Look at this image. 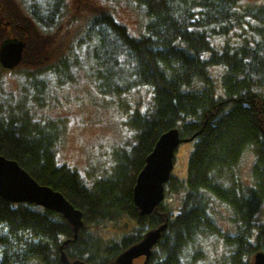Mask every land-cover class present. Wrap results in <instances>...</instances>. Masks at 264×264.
<instances>
[{
  "label": "trees",
  "instance_id": "16d2710c",
  "mask_svg": "<svg viewBox=\"0 0 264 264\" xmlns=\"http://www.w3.org/2000/svg\"><path fill=\"white\" fill-rule=\"evenodd\" d=\"M134 1L150 19L142 37H132L107 13L94 16L87 28L90 41L96 40L93 58L102 95L121 97L144 87L153 96L149 111H137L128 120L135 147L121 153L112 176L87 186L57 164L54 128L35 124L24 113L11 119L0 115V156L18 163L40 186L61 193L82 213L83 222L75 240L73 226L60 213L0 198V264H64L62 254L70 264H114L164 225L143 264H187L201 236L220 233L212 218L213 201L227 205L236 222V234L223 238L230 250L227 264H253L256 254H264V5ZM64 3L55 0L47 15L34 9L33 20L53 29ZM231 35L243 44L235 49L225 44L220 51L215 40ZM214 67L226 71L221 98L210 75ZM172 130L193 144L185 181L171 175L165 185V194L182 190L183 196L176 210L162 203L141 217L133 199L137 177L160 137ZM250 151L254 183L247 189L236 168ZM123 216L136 228L118 243H104L89 230Z\"/></svg>",
  "mask_w": 264,
  "mask_h": 264
},
{
  "label": "rangeland",
  "instance_id": "374dc122",
  "mask_svg": "<svg viewBox=\"0 0 264 264\" xmlns=\"http://www.w3.org/2000/svg\"><path fill=\"white\" fill-rule=\"evenodd\" d=\"M54 1L0 0V9L3 3H8L11 16L0 14V52L7 42L17 40L25 44L19 65L9 69L0 61V115L11 119L9 117L14 113H24L35 124L54 128L58 141L55 150L57 164L77 173L87 186L92 187L96 181L115 173L123 151V154L132 153L136 134L129 128L128 120L137 111H149L153 96L144 87L121 97L102 95L93 58L96 40L90 41L88 24L94 16L107 13L126 27L132 37L140 38L145 34L150 19L144 6L134 0H65L60 22L47 30L36 24L31 12L37 9L47 15ZM241 2L243 8L264 5V0ZM243 42L231 35L228 39L215 40V46L222 51L225 44L235 49ZM210 72L216 97L221 98L226 71L214 67ZM191 150L193 144L190 142L179 146L172 177L185 181ZM254 163L255 155L250 151L236 168L238 181L244 188L249 189L247 186L254 183ZM182 196V190L167 192L162 203L176 210ZM213 202L212 218L220 233L201 236L200 242L189 251L187 264H227L230 250L223 238L236 234V222L227 205ZM139 213L141 217H147L142 216L140 210ZM135 228V223L123 216L117 222L93 226L89 230L104 243H118L124 235H134ZM155 231L149 232L144 240ZM153 248L149 257L141 255L133 260V264L147 262Z\"/></svg>",
  "mask_w": 264,
  "mask_h": 264
},
{
  "label": "water",
  "instance_id": "95a60500",
  "mask_svg": "<svg viewBox=\"0 0 264 264\" xmlns=\"http://www.w3.org/2000/svg\"><path fill=\"white\" fill-rule=\"evenodd\" d=\"M23 42L4 43L0 52V61L5 68L12 69L23 59ZM177 130L163 134L152 153L146 159V165L137 177L133 190L134 204L142 216L151 215L165 199V185L169 182L176 152L182 143ZM0 198L11 203H33L48 210H54L73 226L75 240L82 227V213L76 210L64 196L45 186H40L15 161L0 156ZM164 227L150 233L143 243L125 252L117 261L119 264H133L141 255L150 256L151 249L157 244ZM64 264H70L62 254ZM254 264H264V254L254 257Z\"/></svg>",
  "mask_w": 264,
  "mask_h": 264
},
{
  "label": "flooded vegetation",
  "instance_id": "af4514ba",
  "mask_svg": "<svg viewBox=\"0 0 264 264\" xmlns=\"http://www.w3.org/2000/svg\"><path fill=\"white\" fill-rule=\"evenodd\" d=\"M2 5H3V7L0 9V14H2L5 17H10L11 18V16L9 15V13H10L9 9L10 8L8 6V3H3Z\"/></svg>",
  "mask_w": 264,
  "mask_h": 264
},
{
  "label": "bare ground",
  "instance_id": "6f19581e",
  "mask_svg": "<svg viewBox=\"0 0 264 264\" xmlns=\"http://www.w3.org/2000/svg\"><path fill=\"white\" fill-rule=\"evenodd\" d=\"M152 151H153V150H152ZM151 153H152V152H151ZM151 153H150V154H151ZM150 154H149V155H150ZM149 155H148V156H149ZM147 158H148V157H147ZM147 158H146V159H147ZM145 165H146V161H145ZM144 167H145V166H144ZM76 210H77V209H76ZM78 211H79V210H78ZM68 243H69V241H66L65 244H68Z\"/></svg>",
  "mask_w": 264,
  "mask_h": 264
}]
</instances>
